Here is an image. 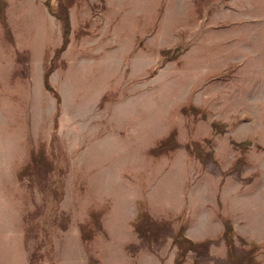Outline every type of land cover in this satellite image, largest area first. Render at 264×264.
I'll list each match as a JSON object with an SVG mask.
<instances>
[{
  "label": "rangeland",
  "instance_id": "rangeland-1",
  "mask_svg": "<svg viewBox=\"0 0 264 264\" xmlns=\"http://www.w3.org/2000/svg\"><path fill=\"white\" fill-rule=\"evenodd\" d=\"M180 225L264 264V0H0V264H172Z\"/></svg>",
  "mask_w": 264,
  "mask_h": 264
},
{
  "label": "trees",
  "instance_id": "trees-1",
  "mask_svg": "<svg viewBox=\"0 0 264 264\" xmlns=\"http://www.w3.org/2000/svg\"><path fill=\"white\" fill-rule=\"evenodd\" d=\"M46 1L47 0H45V3ZM47 7L48 9H51V12L55 16H57L59 21L62 23V43L59 49V51L62 52L68 43L67 41L68 32H69L68 17L67 16H64L63 18L60 17V15H58L57 13L58 8L54 10L51 8L52 7L51 2H48ZM50 73H51L50 70L44 73L43 86L45 90L52 92V87L49 82ZM211 128L215 133H222L223 130H225V125L222 123L214 122L211 124ZM174 134H175L174 131L170 132L169 135L163 138L162 140H160L158 144L151 149L150 152L160 154V153H165L170 149H174L175 146ZM243 144H248V143L246 142ZM243 144H240V146L244 147L242 146ZM138 205H141V203H138ZM131 226L133 231L137 234V236L144 241V239H148L149 237H153L154 235L159 234L162 231V229L167 226V224L162 222H156L155 220L151 219V217L144 210V208L139 207L137 214L131 223ZM184 232H185V226L180 225L176 233L172 237V242L177 249V254L172 264H182L184 256L189 250H193L194 248L196 247L198 248L199 246H205L207 248L211 244L209 240L200 243H193L191 240L187 239L184 236ZM233 233L234 232L230 221L228 220L224 221L222 237L225 241V244L227 245V248L229 249H231V247L233 246V235H234ZM259 247L260 246L258 244L252 243L246 252V256L243 257L242 259L249 260V257L252 256L253 250H257ZM28 264H35V259L31 257Z\"/></svg>",
  "mask_w": 264,
  "mask_h": 264
}]
</instances>
